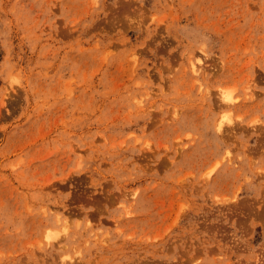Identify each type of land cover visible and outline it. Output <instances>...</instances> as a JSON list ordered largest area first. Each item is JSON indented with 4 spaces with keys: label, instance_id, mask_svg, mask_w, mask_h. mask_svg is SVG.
<instances>
[{
    "label": "rangeland",
    "instance_id": "374dc122",
    "mask_svg": "<svg viewBox=\"0 0 264 264\" xmlns=\"http://www.w3.org/2000/svg\"><path fill=\"white\" fill-rule=\"evenodd\" d=\"M0 264H264V0H0Z\"/></svg>",
    "mask_w": 264,
    "mask_h": 264
},
{
    "label": "bare ground",
    "instance_id": "6f19581e",
    "mask_svg": "<svg viewBox=\"0 0 264 264\" xmlns=\"http://www.w3.org/2000/svg\"><path fill=\"white\" fill-rule=\"evenodd\" d=\"M190 65H192V68H194L196 64L194 63V61H192ZM192 71H193V70H192ZM218 129H219V128H218Z\"/></svg>",
    "mask_w": 264,
    "mask_h": 264
}]
</instances>
